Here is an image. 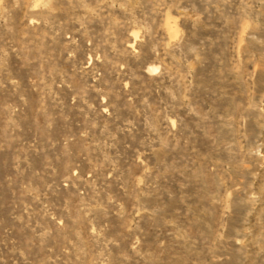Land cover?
<instances>
[{
	"label": "rangeland",
	"instance_id": "374dc122",
	"mask_svg": "<svg viewBox=\"0 0 264 264\" xmlns=\"http://www.w3.org/2000/svg\"><path fill=\"white\" fill-rule=\"evenodd\" d=\"M0 264H264V0H0Z\"/></svg>",
	"mask_w": 264,
	"mask_h": 264
},
{
	"label": "bare ground",
	"instance_id": "6f19581e",
	"mask_svg": "<svg viewBox=\"0 0 264 264\" xmlns=\"http://www.w3.org/2000/svg\"><path fill=\"white\" fill-rule=\"evenodd\" d=\"M153 71H155V69H153V68L149 69V72H153Z\"/></svg>",
	"mask_w": 264,
	"mask_h": 264
}]
</instances>
